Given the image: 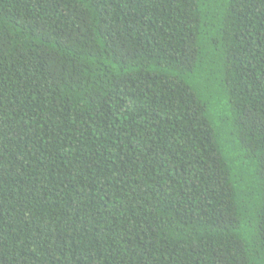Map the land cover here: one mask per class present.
Returning a JSON list of instances; mask_svg holds the SVG:
<instances>
[{
  "label": "trees",
  "instance_id": "trees-1",
  "mask_svg": "<svg viewBox=\"0 0 264 264\" xmlns=\"http://www.w3.org/2000/svg\"><path fill=\"white\" fill-rule=\"evenodd\" d=\"M0 264H264V0H0Z\"/></svg>",
  "mask_w": 264,
  "mask_h": 264
}]
</instances>
